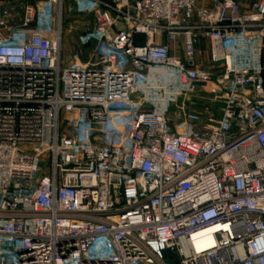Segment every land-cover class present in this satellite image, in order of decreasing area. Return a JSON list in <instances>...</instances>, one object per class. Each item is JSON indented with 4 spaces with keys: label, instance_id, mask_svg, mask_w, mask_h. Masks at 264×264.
Returning a JSON list of instances; mask_svg holds the SVG:
<instances>
[{
    "label": "built area",
    "instance_id": "1",
    "mask_svg": "<svg viewBox=\"0 0 264 264\" xmlns=\"http://www.w3.org/2000/svg\"><path fill=\"white\" fill-rule=\"evenodd\" d=\"M0 264H264V0H0Z\"/></svg>",
    "mask_w": 264,
    "mask_h": 264
},
{
    "label": "rangeland",
    "instance_id": "2",
    "mask_svg": "<svg viewBox=\"0 0 264 264\" xmlns=\"http://www.w3.org/2000/svg\"><path fill=\"white\" fill-rule=\"evenodd\" d=\"M243 4L250 3V0H242ZM73 7V6H72ZM70 6L63 12V22H62V44H63V54L65 57L71 55L78 56L81 60H86L92 51V46H83L77 41V37L86 32L92 27V16L90 14H76ZM184 110H178L182 108ZM215 110V107L209 103L206 99H201L198 97H193L190 99H180L177 105L171 106L170 115L176 116L177 114L183 115V111H195L200 110L202 113H207L209 111Z\"/></svg>",
    "mask_w": 264,
    "mask_h": 264
}]
</instances>
